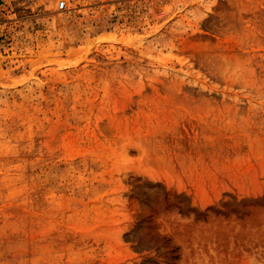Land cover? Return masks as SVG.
I'll return each mask as SVG.
<instances>
[{"label": "rangeland", "instance_id": "obj_1", "mask_svg": "<svg viewBox=\"0 0 264 264\" xmlns=\"http://www.w3.org/2000/svg\"><path fill=\"white\" fill-rule=\"evenodd\" d=\"M0 264H264V0H0Z\"/></svg>", "mask_w": 264, "mask_h": 264}]
</instances>
